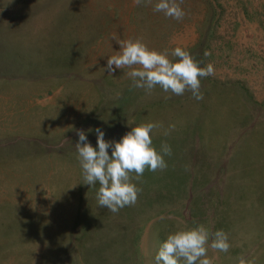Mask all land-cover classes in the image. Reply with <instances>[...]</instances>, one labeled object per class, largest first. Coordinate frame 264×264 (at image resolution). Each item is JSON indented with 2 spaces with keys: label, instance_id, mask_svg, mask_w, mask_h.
Here are the masks:
<instances>
[{
  "label": "rangeland",
  "instance_id": "1",
  "mask_svg": "<svg viewBox=\"0 0 264 264\" xmlns=\"http://www.w3.org/2000/svg\"><path fill=\"white\" fill-rule=\"evenodd\" d=\"M156 2L0 0V264H154L169 232L199 224L229 237L211 264H264V0H182L180 21ZM128 39L212 64L203 99L105 70ZM148 122L167 167L132 180L134 205L99 207L77 130L95 146L97 127L119 140Z\"/></svg>",
  "mask_w": 264,
  "mask_h": 264
},
{
  "label": "clouds",
  "instance_id": "2",
  "mask_svg": "<svg viewBox=\"0 0 264 264\" xmlns=\"http://www.w3.org/2000/svg\"><path fill=\"white\" fill-rule=\"evenodd\" d=\"M137 7L145 0H134ZM182 0H157L154 12L163 13L180 21L185 16L181 7ZM119 50L107 57L105 70L109 73L116 69L127 68V75L133 86L146 93L159 87L165 93L182 96L190 92L196 100H202L201 78L214 75L212 64L206 68L199 66L191 54L181 47L167 52L150 49L140 39L118 41ZM138 66V67H137ZM159 127L153 122L141 123L130 128L119 140H106L103 129L95 128L96 145L88 140L85 130H77L78 140L75 148L81 168L82 180L90 188H96L98 206L112 213L134 205L140 189L133 179L138 180L145 169L155 172L167 167L164 156L171 155V147L161 145L160 151L153 146L150 133ZM174 127V126H172ZM88 131H92L89 129ZM135 173V176H131ZM228 252L229 237L223 230L211 232L202 224L189 228H178L168 233L160 243L154 256V264H211L208 248ZM239 264H246L240 258Z\"/></svg>",
  "mask_w": 264,
  "mask_h": 264
},
{
  "label": "crops",
  "instance_id": "3",
  "mask_svg": "<svg viewBox=\"0 0 264 264\" xmlns=\"http://www.w3.org/2000/svg\"><path fill=\"white\" fill-rule=\"evenodd\" d=\"M261 103H264V99L261 100ZM243 113H244V118H245V115H246L247 111H243ZM172 135H173V137H175V136L177 135V133L172 132ZM241 159H242V158H241ZM190 160H191V159H190ZM188 163H189V162H188ZM188 163H187V164H188ZM189 165H190V164H189ZM240 168H241V167H240ZM244 169H245V170H243V168H242V170H241V171L243 172V175H240L241 173H239V172L235 174L236 180L241 181V180H242V177H243L244 175H246V174H245V172H246V167H244ZM236 170H237V168L235 169L234 172H236ZM256 173H257V174H260V173H262V171H260V170L258 171V168H257V172H256ZM247 174H248V173H247ZM230 175H231V173H229V176H230ZM237 175H238V178H237ZM225 178H227V177H225ZM230 181H231V178H227V179L225 180V182H227V183L230 182ZM243 182H244V181H243ZM250 184H252V183L250 182ZM248 185H249V181L247 180V182H244L243 184H241L240 187L242 186V187L244 188V190H245V189H248V188H249ZM242 187H241V188H242ZM244 190H242V191H243V194L245 193Z\"/></svg>",
  "mask_w": 264,
  "mask_h": 264
}]
</instances>
